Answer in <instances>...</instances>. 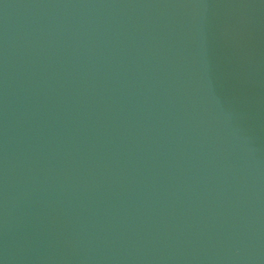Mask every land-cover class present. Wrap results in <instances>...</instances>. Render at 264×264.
I'll list each match as a JSON object with an SVG mask.
<instances>
[{
  "label": "water",
  "instance_id": "obj_1",
  "mask_svg": "<svg viewBox=\"0 0 264 264\" xmlns=\"http://www.w3.org/2000/svg\"><path fill=\"white\" fill-rule=\"evenodd\" d=\"M0 264H264V0H0Z\"/></svg>",
  "mask_w": 264,
  "mask_h": 264
}]
</instances>
